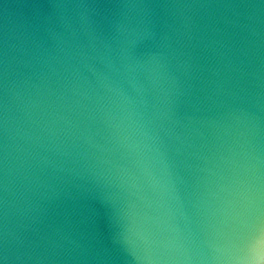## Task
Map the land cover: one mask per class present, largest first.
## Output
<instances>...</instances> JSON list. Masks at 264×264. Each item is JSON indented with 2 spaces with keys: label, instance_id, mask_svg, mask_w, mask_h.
I'll return each instance as SVG.
<instances>
[{
  "label": "water",
  "instance_id": "95a60500",
  "mask_svg": "<svg viewBox=\"0 0 264 264\" xmlns=\"http://www.w3.org/2000/svg\"><path fill=\"white\" fill-rule=\"evenodd\" d=\"M0 264H264V0H0Z\"/></svg>",
  "mask_w": 264,
  "mask_h": 264
}]
</instances>
